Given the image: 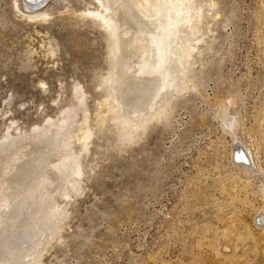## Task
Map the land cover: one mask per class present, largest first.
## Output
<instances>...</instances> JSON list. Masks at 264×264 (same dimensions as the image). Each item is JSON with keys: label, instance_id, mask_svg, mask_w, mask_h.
<instances>
[{"label": "rangeland", "instance_id": "obj_1", "mask_svg": "<svg viewBox=\"0 0 264 264\" xmlns=\"http://www.w3.org/2000/svg\"><path fill=\"white\" fill-rule=\"evenodd\" d=\"M195 1L192 86L124 142L103 105L109 40L88 16L98 2L0 0V143L72 112L79 125L85 108L94 134L86 148L73 140L83 175L69 196L51 167L61 155L44 171L62 215L38 264H264V0ZM239 148L252 167L234 162Z\"/></svg>", "mask_w": 264, "mask_h": 264}, {"label": "bare ground", "instance_id": "obj_2", "mask_svg": "<svg viewBox=\"0 0 264 264\" xmlns=\"http://www.w3.org/2000/svg\"><path fill=\"white\" fill-rule=\"evenodd\" d=\"M96 1L100 10L88 16L99 21L107 33L111 65L101 83L107 93L103 105L112 123H117L124 142H130L144 135L152 122L169 116L176 98L192 86L197 51L194 43L201 39L202 8H197L195 0ZM43 3L39 0L26 4L34 10ZM133 59L138 61L136 67L132 66ZM79 94L78 103L83 108L84 96ZM83 111L84 122L79 125L73 122L72 112L57 122H48V126L35 128L29 139L7 135L0 143L4 159L0 166V264H38L36 252L42 239L44 243L53 241L58 224L52 222L62 213L58 216L56 198L49 190L57 181L52 184L44 171L54 155H61L51 166L61 175L59 193L66 198V187L76 189L83 172L80 156L73 151V140L86 148L94 135L87 125L86 108ZM100 114L97 118L103 126L107 120L104 113ZM244 153L239 148L236 159L252 167ZM260 218L259 223L264 224L263 213Z\"/></svg>", "mask_w": 264, "mask_h": 264}, {"label": "water", "instance_id": "obj_3", "mask_svg": "<svg viewBox=\"0 0 264 264\" xmlns=\"http://www.w3.org/2000/svg\"><path fill=\"white\" fill-rule=\"evenodd\" d=\"M24 2L25 3H37V2H39V0H35V1H31V0H24ZM244 156H245V158L247 157V155L246 154H244ZM241 161V160H240ZM244 162H246V161H244Z\"/></svg>", "mask_w": 264, "mask_h": 264}]
</instances>
